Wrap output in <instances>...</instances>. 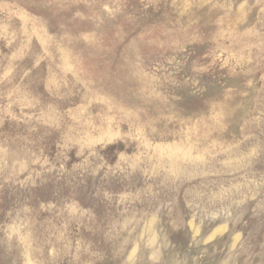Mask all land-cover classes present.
Wrapping results in <instances>:
<instances>
[{"label": "rangeland", "instance_id": "1", "mask_svg": "<svg viewBox=\"0 0 264 264\" xmlns=\"http://www.w3.org/2000/svg\"><path fill=\"white\" fill-rule=\"evenodd\" d=\"M0 264H264V0H0Z\"/></svg>", "mask_w": 264, "mask_h": 264}]
</instances>
